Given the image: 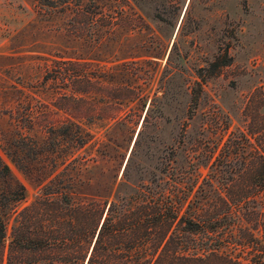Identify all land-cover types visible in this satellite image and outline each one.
I'll use <instances>...</instances> for the list:
<instances>
[{
	"label": "rangeland",
	"instance_id": "374dc122",
	"mask_svg": "<svg viewBox=\"0 0 264 264\" xmlns=\"http://www.w3.org/2000/svg\"><path fill=\"white\" fill-rule=\"evenodd\" d=\"M257 90L264 0H94L79 10L0 0V158L25 186L20 210L46 191L112 201L165 177L169 163L199 161L192 180L206 188L227 180L236 170L217 177L208 163L233 132H248Z\"/></svg>",
	"mask_w": 264,
	"mask_h": 264
},
{
	"label": "trees",
	"instance_id": "16d2710c",
	"mask_svg": "<svg viewBox=\"0 0 264 264\" xmlns=\"http://www.w3.org/2000/svg\"><path fill=\"white\" fill-rule=\"evenodd\" d=\"M39 2L79 10L94 0ZM91 15L84 14L87 27L95 24ZM230 61L226 52L211 67L216 72ZM200 77L190 117L203 91ZM263 105L264 92L257 90L248 132H233L208 163L217 177L236 172L217 184L207 180L208 188L192 180L201 174L199 161L189 169L169 163L165 177L112 201H74L46 191L20 210L25 186L0 158V264H264V237L257 234L264 210V123L256 121Z\"/></svg>",
	"mask_w": 264,
	"mask_h": 264
}]
</instances>
